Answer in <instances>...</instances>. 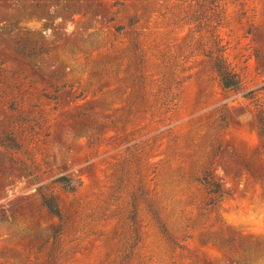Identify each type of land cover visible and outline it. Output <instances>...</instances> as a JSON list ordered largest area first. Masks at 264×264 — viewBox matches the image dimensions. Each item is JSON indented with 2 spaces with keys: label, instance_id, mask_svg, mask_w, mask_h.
<instances>
[{
  "label": "rangeland",
  "instance_id": "obj_1",
  "mask_svg": "<svg viewBox=\"0 0 264 264\" xmlns=\"http://www.w3.org/2000/svg\"><path fill=\"white\" fill-rule=\"evenodd\" d=\"M213 1L0 0V264H264V0L215 2L238 91Z\"/></svg>",
  "mask_w": 264,
  "mask_h": 264
},
{
  "label": "trees",
  "instance_id": "obj_2",
  "mask_svg": "<svg viewBox=\"0 0 264 264\" xmlns=\"http://www.w3.org/2000/svg\"><path fill=\"white\" fill-rule=\"evenodd\" d=\"M214 0L207 6V2L203 4L201 13L193 15L191 21L195 23V31L205 33L206 40L204 55L209 59L220 85L224 89L234 91L241 90L242 80L239 73L227 62L224 51L225 47L221 44V38L217 33V27L221 21V15L218 10V4ZM119 29V28H118ZM254 107V116L260 136L264 141V108L258 104L257 99L253 96V91L249 92ZM66 190H74V185L70 178L60 176L56 180ZM200 183L205 186L210 194H212L211 202L216 203L223 195L220 184L216 182L210 172H205ZM42 205L52 214L59 216L60 210L56 198L53 195L41 194Z\"/></svg>",
  "mask_w": 264,
  "mask_h": 264
}]
</instances>
